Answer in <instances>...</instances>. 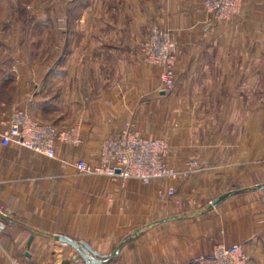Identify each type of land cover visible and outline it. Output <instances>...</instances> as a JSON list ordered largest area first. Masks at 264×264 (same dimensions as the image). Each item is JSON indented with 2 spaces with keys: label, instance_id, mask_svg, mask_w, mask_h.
Returning <instances> with one entry per match:
<instances>
[{
  "label": "crops",
  "instance_id": "obj_1",
  "mask_svg": "<svg viewBox=\"0 0 264 264\" xmlns=\"http://www.w3.org/2000/svg\"><path fill=\"white\" fill-rule=\"evenodd\" d=\"M203 3L102 0L97 26L67 30L65 62L45 75L19 73L16 97L0 102V211L9 217L0 219V264H101L93 260L107 261L123 242L114 264H202L220 243L264 264V0H245L220 24L206 23ZM156 26L178 43L168 93L160 69L142 59ZM32 64L40 67H20ZM14 109L76 128L83 142H58V158L3 146ZM126 124L165 140L168 164L197 160L210 169L150 185L80 174L72 163H97L103 142ZM171 186L176 196L162 201Z\"/></svg>",
  "mask_w": 264,
  "mask_h": 264
},
{
  "label": "built area",
  "instance_id": "obj_2",
  "mask_svg": "<svg viewBox=\"0 0 264 264\" xmlns=\"http://www.w3.org/2000/svg\"><path fill=\"white\" fill-rule=\"evenodd\" d=\"M243 0H204L206 23L219 24L237 16ZM144 63L160 69V92L168 93L176 87V58L178 43L168 29L156 26L141 47ZM2 145L11 143L51 158H58V142L79 146L83 140L78 129L59 130L50 123L32 117L27 111L14 110L7 128L2 133ZM170 146L163 139L146 138L126 124L114 136L102 144L99 161L90 163L78 159L72 163L76 170L87 176H106L116 181L138 180L146 185L156 182H183L202 172L197 160H188L183 167L168 164ZM69 165V162H63ZM174 186L162 188L160 198L167 201L176 196ZM3 231L0 222V233ZM1 249V245H0ZM241 245L220 243L215 246L211 257L202 264H249ZM13 264H19L13 261Z\"/></svg>",
  "mask_w": 264,
  "mask_h": 264
},
{
  "label": "rangeland",
  "instance_id": "obj_3",
  "mask_svg": "<svg viewBox=\"0 0 264 264\" xmlns=\"http://www.w3.org/2000/svg\"><path fill=\"white\" fill-rule=\"evenodd\" d=\"M244 2L245 0L240 13ZM101 3L102 0H0V80L2 79L0 102L2 106L16 97L19 86L16 81H18L19 73L23 75L24 72L27 74L29 71L33 74V70H37V75L41 71L45 75L50 72L51 63L65 62L68 56L65 50L67 30L97 26ZM24 61L30 63L36 61L40 63V67L34 68L32 64L31 68H21L23 67H20L21 62ZM6 77L9 81L5 80ZM200 165L203 167L202 172L210 169L209 165L201 163ZM237 190L240 188L235 189ZM117 255L112 260L108 259L109 261L107 260L105 264H114L118 258ZM17 262L22 264L19 260Z\"/></svg>",
  "mask_w": 264,
  "mask_h": 264
},
{
  "label": "water",
  "instance_id": "obj_4",
  "mask_svg": "<svg viewBox=\"0 0 264 264\" xmlns=\"http://www.w3.org/2000/svg\"><path fill=\"white\" fill-rule=\"evenodd\" d=\"M257 189H260V190H264V184H261V185H258ZM241 190H237V191H232V192H229V193H226L220 197H218L217 199H215L214 201H212L209 205V209H212L214 207H217L218 205H220L223 201H225L228 197H230L231 195L233 194H237V193H240ZM0 219H3V220H8L9 217L7 214L3 213L0 211ZM2 228H5V224L2 223L1 224ZM63 239V238H61ZM125 245V242H123L116 250L115 252L113 253V255L109 258V260H112L114 258L115 255L118 254V252L120 251V249ZM87 248L92 252V253H95L97 254L96 252H94L87 244H86ZM108 260V261H109ZM94 263H101V264H104L106 263L107 261H101V260H93Z\"/></svg>",
  "mask_w": 264,
  "mask_h": 264
}]
</instances>
